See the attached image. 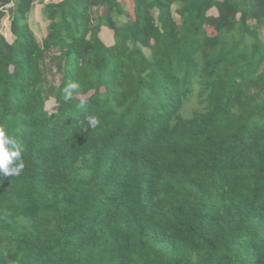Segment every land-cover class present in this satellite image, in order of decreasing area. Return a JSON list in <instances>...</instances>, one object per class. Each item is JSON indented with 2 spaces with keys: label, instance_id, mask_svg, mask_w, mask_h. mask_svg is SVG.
Instances as JSON below:
<instances>
[{
  "label": "trees",
  "instance_id": "1",
  "mask_svg": "<svg viewBox=\"0 0 264 264\" xmlns=\"http://www.w3.org/2000/svg\"><path fill=\"white\" fill-rule=\"evenodd\" d=\"M132 1L0 0V264H264V0Z\"/></svg>",
  "mask_w": 264,
  "mask_h": 264
},
{
  "label": "clouds",
  "instance_id": "2",
  "mask_svg": "<svg viewBox=\"0 0 264 264\" xmlns=\"http://www.w3.org/2000/svg\"><path fill=\"white\" fill-rule=\"evenodd\" d=\"M78 85L71 83L65 88V99H70L72 90L76 89ZM87 125L95 129L100 121L95 116L86 117ZM24 169V162L22 160V147L8 132L6 125H0V173L4 176H19Z\"/></svg>",
  "mask_w": 264,
  "mask_h": 264
},
{
  "label": "rangeland",
  "instance_id": "3",
  "mask_svg": "<svg viewBox=\"0 0 264 264\" xmlns=\"http://www.w3.org/2000/svg\"><path fill=\"white\" fill-rule=\"evenodd\" d=\"M129 5L131 12H133V1L132 0H126ZM42 2H37L34 11L29 17V24L38 39L41 41L44 34L46 33V25L47 23L43 21L41 17V7H42ZM215 12V11H213ZM177 16V15H176ZM178 17V16H177ZM0 30L5 34V36L11 41L13 40L12 33L10 31V18L9 16H6L2 21H0ZM113 31L108 29V28H103L101 32V36L103 40L106 43H112L113 42ZM46 108L50 113H54L58 109V105L55 102V99H50L46 103Z\"/></svg>",
  "mask_w": 264,
  "mask_h": 264
}]
</instances>
